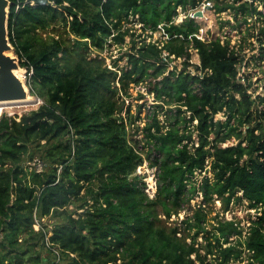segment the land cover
<instances>
[{
  "label": "trees",
  "instance_id": "trees-1",
  "mask_svg": "<svg viewBox=\"0 0 264 264\" xmlns=\"http://www.w3.org/2000/svg\"><path fill=\"white\" fill-rule=\"evenodd\" d=\"M9 1L10 41L44 101L0 117V264H264V93L240 76L245 46L196 37L192 18L169 25L179 5L201 0ZM213 2L249 25L263 57L264 0ZM131 12L155 28L164 22L171 38L139 45L124 29ZM127 35L112 69L103 53ZM191 44L203 77L167 74L162 53L190 58ZM141 82L162 100L157 108H176L168 124L149 109L140 126L147 101L139 94L133 112L127 98ZM154 151L162 157L152 199L134 173ZM205 170L212 182H192ZM199 190L204 200L171 221ZM216 199L224 212L246 201L255 214L247 226L211 216Z\"/></svg>",
  "mask_w": 264,
  "mask_h": 264
},
{
  "label": "rangeland",
  "instance_id": "rangeland-1",
  "mask_svg": "<svg viewBox=\"0 0 264 264\" xmlns=\"http://www.w3.org/2000/svg\"><path fill=\"white\" fill-rule=\"evenodd\" d=\"M215 9H212L209 14H208V20H206L204 23L207 25L206 27L212 26V31L214 36H221L222 39L225 38H230L231 42L233 44L236 45H243L246 47L244 51L245 54V59L244 62L242 63L240 69V76H247L252 82V91L256 90L257 93L263 94L264 93V56L263 57H259L258 54L260 52L259 49V42L257 41V39L255 37H250L247 33V28L249 25H247L246 23H242L240 25V23L242 21H239L234 17V14L230 12V10L228 11H224L222 13H218L215 12ZM257 16H254L252 18H250V21H254L256 19ZM137 17H131V20H124V29H130L136 32V38L139 42H141L142 40H144V38H146L147 41L151 40H165V38H160V32L156 31L155 28H153L152 25H146L145 22H143L140 18V21H135ZM139 20V18H138ZM236 26L237 27L232 29V26ZM238 28V29H237ZM46 31H45V35H46ZM164 43V41H162ZM254 43V45H253ZM140 44V43H139ZM131 42H130V35H128L126 37V40L124 41V43H120L118 41H115L113 43V45L107 49L103 55L106 57V60L108 63L113 64L114 63V59L120 57L121 55H124V52L127 51L130 48ZM13 54L14 56L17 57V60L19 62L20 65V61L18 56L15 54L14 50H13ZM94 54H96V52H94ZM193 59L197 60L198 59V54L197 53H193ZM119 63L123 66L125 64V59H122L119 61ZM23 72V77L22 79L25 80V82H28L29 78H30V74L28 72V69L25 67H22L20 65V68ZM169 71H171V68L167 69V74L169 73ZM150 82V81H149ZM148 82V83H149ZM28 84V83H27ZM29 86V85H28ZM134 85L131 86L130 88V94L131 96H128L127 100L128 102H132L133 106H132V111H136V106L138 104V100H136V97H139V94H143L144 95V99L147 101L145 107H144V111L142 112V117L143 119L140 121V126H144L146 124V117H144V114H146L147 112H149L148 110H154V109H159L158 111L160 118L162 119V122L164 124H166V121H168L165 113L170 112V109H168V106H165L163 109L161 108H157L156 107V103L160 102L162 100H159L156 98L155 93H152L149 91V89H146L147 86H145V84H142V86H144L145 88L140 91V92H144V93H140L137 92V89H134L133 87ZM30 89V86H29ZM30 96L32 97V101L31 102H21V101H16V102H7V104H2L0 105V108H2V110L0 111L1 114L3 113H9L12 115H18V116H22L25 113H29L32 110L37 109L41 103H43V99L40 98L37 95H34L31 93L30 91ZM34 101V102H33ZM127 102V103H128ZM6 103V102H4ZM217 118H223L225 119L226 117L223 116V113H219L217 115ZM141 133L139 134L138 137H143L144 135V130L142 133V130L140 131ZM230 143H237V140L233 139L232 141L227 142L225 145H228ZM146 165V162L144 163L143 166ZM145 169H141V172H144ZM209 177L210 181H213V173L210 171H197L195 173V176L192 179V182L200 184L202 182V178L203 177ZM202 200H204V195L201 192V190H199L195 195L194 198H192L189 203L185 204V209H183L180 213L179 216H175L173 215L171 218V221H177V220H181L185 217L186 213H189L192 210H194L201 202ZM209 206H213L214 211L213 213H211V216H215V214L217 212H219L221 215H223L224 213V217L226 219H238L242 221V224L247 226L248 223V218L251 215L255 214V210L253 209H249L247 206L246 201H243L242 203H237L235 201L231 202L230 204V209L226 212H224V208H223V202L221 200L216 199L213 203H210ZM210 211V210H209ZM47 220V219H45ZM200 240H202V238H200ZM240 264H245V262H242Z\"/></svg>",
  "mask_w": 264,
  "mask_h": 264
},
{
  "label": "built area",
  "instance_id": "built-area-1",
  "mask_svg": "<svg viewBox=\"0 0 264 264\" xmlns=\"http://www.w3.org/2000/svg\"><path fill=\"white\" fill-rule=\"evenodd\" d=\"M212 9H214L213 0H201L197 6L190 7L188 5L187 9H184L183 5H179L177 7V11H176L177 13H175L173 15L172 20L169 22V25L170 24L181 25L188 18H192L195 20V23L199 26L198 31L196 33H194V35L196 37L202 39V40L212 39L213 37H215L214 34H212V35L210 34V31L212 30V26L206 27L207 25L204 23L206 20H208V14ZM197 11H202V13H203L202 16H196ZM137 16H138L139 20L137 18L135 21L141 22L139 13L134 14L131 12L128 20H131V17H137ZM164 24H165L164 22H161V24H159L157 28H155V27H153V28H155L156 31H159L160 35H161L160 38L164 37L165 40L159 41V40H151L150 39L149 41H147L146 38H144V40L147 42H152V43L156 44L158 47L162 48L164 46V44L171 38V36L167 33L166 28L164 27ZM130 33L135 34V38H136V32L135 31L131 30ZM114 35L115 34L111 35L112 38L114 37ZM176 36H178V35H176ZM179 36L182 37L181 34ZM131 38L132 37L130 36V42H131ZM136 40H137V38H136ZM162 41H164V43ZM113 42H115V41H113ZM141 42H139V43L141 44ZM188 51H190L192 53V56L190 58H188L186 55L177 56L176 54H170L169 52H167L165 50L162 53V59L165 62V64L167 65V69L171 68V71H175L177 73V75L180 74L181 72L185 71V72H189V73L195 74V75L200 73L201 77H203L201 70H198V68L201 66V61L199 58L198 49H196L194 47V45L191 44ZM193 53L198 54L197 60L193 59V56H194ZM108 66L112 69L115 68V67H113V64H111V63H108ZM142 84H144V83L141 82L137 86H135V87L133 86V87H134V89H137V92H140L145 88L144 86H142ZM146 89H148V87ZM140 93H144V92H140ZM127 102H128V100H127ZM175 112H176V108L173 107L172 111L169 112V115H172ZM188 114H190V112H188ZM0 117H1V113H0ZM194 123H197V120H195ZM166 124H168L167 121H166ZM196 145H198V143H196ZM161 157L162 156L159 152L154 151L153 157L151 158L152 160H153V158H155L154 163L151 164V160L145 159L143 164L139 165L137 167L136 172L134 173V176L139 177V181H140L139 186L152 199L155 198V196L157 194V190H158V180H159V174L161 171V168H160L161 167V165H160L161 164ZM145 162H146V165L143 166ZM143 168L145 169V171L141 172V169H143ZM35 227H36V229L40 228V224L38 221L35 224Z\"/></svg>",
  "mask_w": 264,
  "mask_h": 264
},
{
  "label": "water",
  "instance_id": "water-1",
  "mask_svg": "<svg viewBox=\"0 0 264 264\" xmlns=\"http://www.w3.org/2000/svg\"><path fill=\"white\" fill-rule=\"evenodd\" d=\"M202 14V11L196 12V16ZM9 15L10 1L0 0V103L21 101L30 94L27 82L16 73L20 65L9 37Z\"/></svg>",
  "mask_w": 264,
  "mask_h": 264
},
{
  "label": "bare ground",
  "instance_id": "bare-ground-1",
  "mask_svg": "<svg viewBox=\"0 0 264 264\" xmlns=\"http://www.w3.org/2000/svg\"><path fill=\"white\" fill-rule=\"evenodd\" d=\"M22 70L21 69H18V70H16V73H17V75L18 76H20L21 78L23 77V74H22ZM25 81V80H24ZM32 101V97L30 96V94L27 96V98L26 99H24V100H21V102H31ZM14 102H16V101H14ZM34 102V101H33ZM2 104H7V102L6 103H4V102H1L0 103V105H2ZM2 110V108H0V111Z\"/></svg>",
  "mask_w": 264,
  "mask_h": 264
},
{
  "label": "clouds",
  "instance_id": "clouds-1",
  "mask_svg": "<svg viewBox=\"0 0 264 264\" xmlns=\"http://www.w3.org/2000/svg\"><path fill=\"white\" fill-rule=\"evenodd\" d=\"M2 115V114H1Z\"/></svg>",
  "mask_w": 264,
  "mask_h": 264
}]
</instances>
